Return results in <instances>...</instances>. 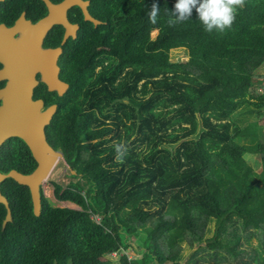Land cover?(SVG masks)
<instances>
[{"label": "trees", "instance_id": "obj_1", "mask_svg": "<svg viewBox=\"0 0 264 264\" xmlns=\"http://www.w3.org/2000/svg\"><path fill=\"white\" fill-rule=\"evenodd\" d=\"M176 2L89 0L99 22L80 13L76 36L60 43L57 24L44 34L43 45H61L59 78L68 87L58 95L40 81L33 98L56 104L46 140L76 178L53 182L55 198L80 208L54 205L41 188L35 215L29 188L3 179L10 218L2 226L0 202V264H111L103 256L132 243L141 258L122 255L118 264H180L181 242L197 245L183 264H264V126L236 119L242 106H264V0H245L223 32H206L195 8L168 26ZM174 48L187 60H171ZM143 141L145 153L137 150ZM121 142L127 151L117 160ZM246 153L259 155V173ZM35 167L19 137L0 145V172Z\"/></svg>", "mask_w": 264, "mask_h": 264}, {"label": "water", "instance_id": "obj_2", "mask_svg": "<svg viewBox=\"0 0 264 264\" xmlns=\"http://www.w3.org/2000/svg\"><path fill=\"white\" fill-rule=\"evenodd\" d=\"M43 1L47 11L36 22H19V18L13 26L2 27L0 30V80L6 79L5 85L0 88V145L9 137H19L36 161V167L29 173L15 169L0 172V182L10 177L26 185L35 215L40 211L41 183L51 173L59 158H63V154L60 149L49 144L45 136V126L51 122L56 104L44 107L41 98H33V90L40 81L48 91H55L58 95H62L68 87L59 78L57 60L61 45L43 46L42 38L54 23H61L65 28L61 43L67 36H75L77 23L70 22L66 16V9L75 4L82 9L84 18L93 24L99 22L88 12L86 0ZM16 31L18 34L14 35ZM0 202L5 207L3 226L10 218V212L1 194Z\"/></svg>", "mask_w": 264, "mask_h": 264}, {"label": "rangeland", "instance_id": "obj_3", "mask_svg": "<svg viewBox=\"0 0 264 264\" xmlns=\"http://www.w3.org/2000/svg\"><path fill=\"white\" fill-rule=\"evenodd\" d=\"M156 32L157 31H155V30L151 31V36L153 37L156 34ZM169 55H170V58L172 60H187V52L183 48H174L170 51ZM98 69H99V67L96 68V70H98ZM259 71L262 74H264V65H262L260 67ZM261 97L263 98V101H264V96H261ZM254 101H255V103H258V102H260V98L256 97V98H254ZM251 107H252V110H246L244 106L240 107L237 110L236 119L242 125H245L248 122L256 120L261 126H264V106H262L261 112H258L254 109V107H255L254 104H252ZM169 108L170 107H164V108H159L158 110L168 111V110H170ZM107 111H109V110H107ZM107 111L105 110L104 112L106 113ZM110 111H112V110H110ZM126 123H128V121H126ZM176 125L177 124L173 123L167 129V131H170V129L173 126L176 127ZM122 131H123V127H120V133L123 136ZM133 135L134 134L132 133L130 138H132ZM114 140L115 139H109L108 142H111ZM80 147L87 149L88 145L85 142V143L80 144ZM134 149H136V148H134ZM140 149L144 150V153L148 152L149 144H147L146 141L141 142L140 145H138V147H137V150H140ZM244 157H245V160L247 162H249L250 165L252 166L253 171L256 173H259L261 170V159H260L259 155L256 153H246L244 155ZM71 180H76V178H72L68 174V167H67L66 163L64 162L63 159L59 158L58 162L56 163V165L53 168V170L51 171V173H49L47 178H45V180L42 181L41 188L43 190L44 195L49 200H51V202L54 205H56V206H67V207L79 209L80 207L77 206L76 204L69 202V201H59L55 198V195H54L53 182H58L62 186H66V184ZM212 225H213V221H212V219H210L207 223L203 238L210 236L211 231H212ZM202 244H203V241H201L199 243V245H202ZM251 244H253V245L256 244L255 239H252ZM134 247H135V245L132 243L128 249H126L124 251H120V253H118V254H114V253L113 254H106L105 256H103V258H106L107 260H109L111 264H118L119 258L122 255H125L128 260L140 259L141 254L135 252ZM181 247H182V252H181L180 257H179V263L183 264L185 262V260L187 259V257L189 256V254H191L192 251L197 247V245L193 248H189L187 245H185V243L181 242ZM135 249H137V248H135Z\"/></svg>", "mask_w": 264, "mask_h": 264}, {"label": "clouds", "instance_id": "obj_4", "mask_svg": "<svg viewBox=\"0 0 264 264\" xmlns=\"http://www.w3.org/2000/svg\"><path fill=\"white\" fill-rule=\"evenodd\" d=\"M244 3L245 0H177L175 10L169 12L166 22L170 27L183 23L189 20L193 8H195L199 15V21L206 32H212L214 29L223 32L231 28L238 10L244 6ZM159 10V6L153 3L151 10L148 12L150 23H157ZM115 150L117 160H122L124 153L127 151V145L123 142L117 143L115 144Z\"/></svg>", "mask_w": 264, "mask_h": 264}, {"label": "flooded vegetation", "instance_id": "obj_5", "mask_svg": "<svg viewBox=\"0 0 264 264\" xmlns=\"http://www.w3.org/2000/svg\"><path fill=\"white\" fill-rule=\"evenodd\" d=\"M48 1H52V2L60 1L61 2L62 0H48ZM86 1H88V4H89V0H86ZM88 4H87V8H88ZM46 11H47V8L43 0H0V26H1L0 30L2 29V27L8 28V27L13 26L19 18H20L19 22H22V21L25 22L28 20L30 21V23H34L41 16H43L46 13ZM80 13L82 16V20H89L87 18H84L82 9L77 4L69 6L66 9V16L68 20L72 23H77L76 32L79 27V21L77 17H79ZM56 24L59 25V27L61 28V39H62L65 28L61 23H54L52 26H55ZM51 27H49L48 29H51ZM48 29L46 30V32L48 31ZM17 34H18V31L14 33V35H17ZM69 36L73 37L72 35H69ZM61 39H60V43H61ZM43 46L53 47L56 45H43ZM1 66L2 64L0 63V68ZM37 78H38V75H37ZM5 82H6V79L0 80V88H2L5 85Z\"/></svg>", "mask_w": 264, "mask_h": 264}, {"label": "built area", "instance_id": "obj_6", "mask_svg": "<svg viewBox=\"0 0 264 264\" xmlns=\"http://www.w3.org/2000/svg\"><path fill=\"white\" fill-rule=\"evenodd\" d=\"M115 254V253H114Z\"/></svg>", "mask_w": 264, "mask_h": 264}]
</instances>
